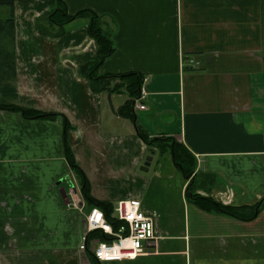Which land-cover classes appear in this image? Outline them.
I'll use <instances>...</instances> for the list:
<instances>
[{"label": "crops", "instance_id": "1", "mask_svg": "<svg viewBox=\"0 0 264 264\" xmlns=\"http://www.w3.org/2000/svg\"><path fill=\"white\" fill-rule=\"evenodd\" d=\"M49 2L15 0L13 14L2 8L13 15L3 36L15 63L0 67L10 74L0 78V104L59 113L70 127L62 116L28 119L0 108V264H93L79 250L89 207L67 206L75 173L65 135L94 198H139L154 217V245L108 264H264V208L244 220L191 202L171 152L136 131L137 123L188 148L202 195L233 206L264 196L261 0H67L69 13L107 14L115 51L100 74H142L146 108L133 99L135 120L119 112L131 99L120 79L96 91L82 72L97 52L86 20L61 36L39 33Z\"/></svg>", "mask_w": 264, "mask_h": 264}, {"label": "trees", "instance_id": "2", "mask_svg": "<svg viewBox=\"0 0 264 264\" xmlns=\"http://www.w3.org/2000/svg\"><path fill=\"white\" fill-rule=\"evenodd\" d=\"M15 0H0L1 6H8L13 11V5ZM84 19L88 24L89 36L95 40L97 44L96 55L82 67V72L87 75L92 83V88L96 91L103 90L110 87L111 79H120L121 83L125 84L126 89L131 95V99L126 101L123 106L119 108V112L123 113L127 109L128 114L131 118L135 120V113L133 111V99L139 96L141 91V84L143 81V76L139 72H127L120 74H100L99 68L115 51L114 44V30L109 26L107 20V14H100L93 10L92 8H83L76 13H69L67 7V0H50L48 13L41 15L37 18V27L40 34L49 36H61L66 32L68 25L75 20ZM13 16L8 17L5 20L0 18V23L2 24L3 31H0V67L10 68L14 66L15 57L12 48H7V43L5 38L9 29L7 26L12 27ZM261 23L264 36V0H261ZM11 35H13V29L10 30ZM13 69L10 73H13ZM10 74L4 75L0 73V78L9 76ZM119 85L118 83L112 87L115 88ZM2 109H11L21 112V114L28 119L32 118H47L56 119L62 116L59 113H48L41 112L34 109L24 108L14 105H2ZM65 122L66 131L70 127L69 122L64 116H62ZM136 131L138 136L148 145L156 147L160 152L170 151L175 165L181 170L184 177L188 181L186 187V197L191 202L199 205L205 210L216 211L220 213H225L240 219L251 220L254 219L258 213L264 208V196L253 205H242L233 206L225 205L215 201L210 196L202 195L200 189H202V182L196 176V166L197 160L195 156L186 148L183 144L179 143L176 139L172 137H151L148 133L136 123ZM65 156L68 160L72 170L75 173V177H70L69 183L74 182V178L77 180L82 194L84 196L85 203L89 208L97 206L101 208L109 222L117 226V220L113 214V206L111 202L99 200L94 198L90 192V185L88 179L83 172V170L78 166L73 152L67 142L66 135L64 140ZM94 237H99L100 239H109L107 234H104L100 230H94L89 233L88 240ZM88 245V243H87ZM88 257L91 263L101 264L94 256V254L89 250L88 245Z\"/></svg>", "mask_w": 264, "mask_h": 264}, {"label": "built area", "instance_id": "3", "mask_svg": "<svg viewBox=\"0 0 264 264\" xmlns=\"http://www.w3.org/2000/svg\"><path fill=\"white\" fill-rule=\"evenodd\" d=\"M145 98L146 91L142 86L139 96L134 100L136 107L145 109V105L141 103ZM73 180L68 193L67 206L83 211L84 196L77 180L75 178ZM113 214L117 226L109 222L105 212L97 206L89 208L87 212L83 211V230L79 250L88 255L89 245V250L101 264L134 259L154 245L157 239L154 217L144 209L139 198H124L116 201ZM94 230L107 234L109 239L94 237L88 240L89 233Z\"/></svg>", "mask_w": 264, "mask_h": 264}, {"label": "rangeland", "instance_id": "4", "mask_svg": "<svg viewBox=\"0 0 264 264\" xmlns=\"http://www.w3.org/2000/svg\"><path fill=\"white\" fill-rule=\"evenodd\" d=\"M3 8V6H1L0 5V16L2 17V18H5V19H7V17L6 16H8V14H6V12L4 11V9H2ZM4 8H8L7 6H4ZM3 10V11H2ZM48 11H49V9H48ZM48 11L46 12V13H48ZM45 13V14H46ZM12 14H13V11H12ZM4 15H6V16H4ZM13 16V15H12ZM36 22H37V19H36ZM13 34H14V32H13ZM115 79H111L110 80V84H116L117 83V81H114ZM125 96H128V95H125Z\"/></svg>", "mask_w": 264, "mask_h": 264}, {"label": "water", "instance_id": "5", "mask_svg": "<svg viewBox=\"0 0 264 264\" xmlns=\"http://www.w3.org/2000/svg\"><path fill=\"white\" fill-rule=\"evenodd\" d=\"M151 161H152V156H147L145 163L141 166V169L145 171L148 170Z\"/></svg>", "mask_w": 264, "mask_h": 264}]
</instances>
